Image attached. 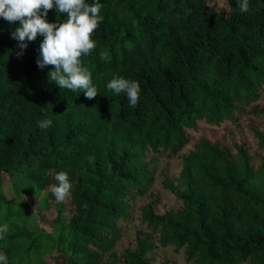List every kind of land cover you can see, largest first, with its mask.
I'll return each instance as SVG.
<instances>
[{
    "label": "trees",
    "instance_id": "obj_1",
    "mask_svg": "<svg viewBox=\"0 0 264 264\" xmlns=\"http://www.w3.org/2000/svg\"><path fill=\"white\" fill-rule=\"evenodd\" d=\"M214 1L98 0L80 58L93 99L48 79L43 37L21 50L19 21L0 17L7 264H264V0L246 13ZM65 18L53 7L46 21ZM116 76L139 83L135 107L107 88ZM61 171L71 189L57 201ZM30 187L47 189L53 232L28 231Z\"/></svg>",
    "mask_w": 264,
    "mask_h": 264
},
{
    "label": "clouds",
    "instance_id": "obj_2",
    "mask_svg": "<svg viewBox=\"0 0 264 264\" xmlns=\"http://www.w3.org/2000/svg\"><path fill=\"white\" fill-rule=\"evenodd\" d=\"M53 7L57 12L66 14L64 22L46 21L47 13ZM102 7L98 0H93L91 4L85 0H0V17L9 23L19 21L11 37L22 42L19 44L21 50L27 47L23 43L25 40L34 41L38 34L43 37L36 64L40 69L54 66V70L48 72V79L60 89L73 92L83 89L85 97L93 99L98 95V89L92 84L89 70L81 66L80 58L96 47L92 34L103 22L100 15ZM238 7L241 13H246L249 0H241ZM17 55H22V52ZM107 88L117 95L126 94L130 107L137 105L141 92L137 81L116 76L108 82ZM51 125L49 119L38 123V127L45 130ZM54 179L58 183L51 187V191L57 201H63L70 195L69 177L61 171L56 173ZM8 229V224L0 226V239L6 238ZM0 264H7V255L3 252H0Z\"/></svg>",
    "mask_w": 264,
    "mask_h": 264
},
{
    "label": "rangeland",
    "instance_id": "obj_3",
    "mask_svg": "<svg viewBox=\"0 0 264 264\" xmlns=\"http://www.w3.org/2000/svg\"><path fill=\"white\" fill-rule=\"evenodd\" d=\"M225 0H215L213 6L219 8ZM2 186L6 197L10 198L18 196L14 190L12 181L7 175H2ZM47 189H38L35 187L28 188L27 192L22 195V198L27 202V229L33 235L42 231L53 232L55 227L52 223L44 207L46 205Z\"/></svg>",
    "mask_w": 264,
    "mask_h": 264
}]
</instances>
